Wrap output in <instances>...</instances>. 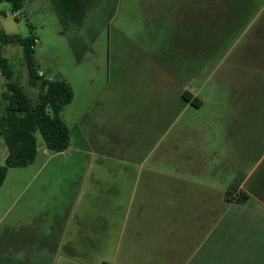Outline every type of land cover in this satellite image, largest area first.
<instances>
[{
	"label": "crops",
	"instance_id": "obj_1",
	"mask_svg": "<svg viewBox=\"0 0 264 264\" xmlns=\"http://www.w3.org/2000/svg\"><path fill=\"white\" fill-rule=\"evenodd\" d=\"M133 3L149 17L129 28L132 52L98 104L109 124L87 114L84 159L71 158L85 173L72 199L52 223L46 212L14 219L0 237V264L264 261L246 246L217 251L222 190L237 171L232 132L238 117L264 109V0ZM263 226L246 219L223 227L227 236L237 230L240 250L246 230Z\"/></svg>",
	"mask_w": 264,
	"mask_h": 264
},
{
	"label": "rangeland",
	"instance_id": "obj_2",
	"mask_svg": "<svg viewBox=\"0 0 264 264\" xmlns=\"http://www.w3.org/2000/svg\"><path fill=\"white\" fill-rule=\"evenodd\" d=\"M133 1L77 0L76 6L67 15L66 25L52 0H27L17 13L13 12L10 3L0 4V29L8 35H34L37 38L35 50L40 72L48 79L65 80L74 92L73 101L61 113V118L70 130L69 149L63 153H54L48 149L44 151L40 147L44 140L38 132L40 148L36 160L24 168L9 169L0 188V237L22 213L32 217L33 214L46 212L47 223H52L53 214L61 212L72 199L74 184L85 173L84 164L76 165L71 158L84 159L83 144L80 141H84L82 138L88 127L87 114L94 110L95 116L92 119L100 124H109L108 117H102L98 104L109 83L116 81L119 59L124 58L128 51L132 52L134 36L129 28L149 17H142L140 5ZM4 54L12 61L17 81L36 100L40 90L29 84L22 48L17 45L7 46ZM5 81L0 73V94L4 91ZM232 133V164L233 168L236 165L237 171L232 172V181H225L227 186L222 194L231 185L243 180L242 189L253 198L247 204L237 207H230V204L223 202L222 247L217 251L229 256L226 254L246 252V246L247 251L259 250L264 253V226L246 230L249 232L246 238L250 240L245 244V240L241 239L240 250H237L240 239L233 234L237 230L231 228L227 236L226 229L229 228L223 227L229 221L246 219L264 225V202L260 193L250 186L253 180L257 182L264 174V109L238 117ZM7 154L4 138L0 136V166L4 164ZM232 262L264 263L262 260ZM190 264H194V261Z\"/></svg>",
	"mask_w": 264,
	"mask_h": 264
},
{
	"label": "trees",
	"instance_id": "obj_3",
	"mask_svg": "<svg viewBox=\"0 0 264 264\" xmlns=\"http://www.w3.org/2000/svg\"><path fill=\"white\" fill-rule=\"evenodd\" d=\"M26 1L0 0V4L10 3L13 12L17 13ZM52 1L66 25L67 15L76 6L77 0ZM36 39L34 35H8L0 29V73L6 80L4 91L0 94V136L4 138L8 149L5 162L0 166V188L9 169L24 168L36 160L39 148L38 132L46 148L54 153L66 151L71 144L70 130L61 118V113L73 101L74 92L65 80L48 79L45 75H40L36 59ZM11 45L22 48L29 84L40 90L36 100L17 81L9 59L4 56V49ZM184 98L196 106L201 104L200 100L193 99L190 94H184ZM241 182L227 189L224 196L226 203L246 204L250 200L252 195L241 189ZM250 186L260 193L264 202V174L257 182L253 180Z\"/></svg>",
	"mask_w": 264,
	"mask_h": 264
},
{
	"label": "built area",
	"instance_id": "obj_4",
	"mask_svg": "<svg viewBox=\"0 0 264 264\" xmlns=\"http://www.w3.org/2000/svg\"><path fill=\"white\" fill-rule=\"evenodd\" d=\"M41 76H43L44 74L43 73H40Z\"/></svg>",
	"mask_w": 264,
	"mask_h": 264
}]
</instances>
